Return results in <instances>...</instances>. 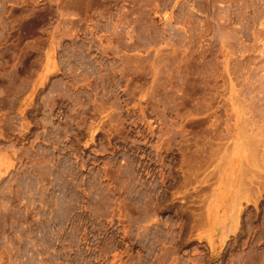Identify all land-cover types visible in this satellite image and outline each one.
<instances>
[{
	"label": "rangeland",
	"instance_id": "374dc122",
	"mask_svg": "<svg viewBox=\"0 0 264 264\" xmlns=\"http://www.w3.org/2000/svg\"><path fill=\"white\" fill-rule=\"evenodd\" d=\"M263 53L264 0H0V264H264Z\"/></svg>",
	"mask_w": 264,
	"mask_h": 264
},
{
	"label": "bare ground",
	"instance_id": "6f19581e",
	"mask_svg": "<svg viewBox=\"0 0 264 264\" xmlns=\"http://www.w3.org/2000/svg\"><path fill=\"white\" fill-rule=\"evenodd\" d=\"M263 51V50H262ZM264 54V53H263ZM263 56V55H262Z\"/></svg>",
	"mask_w": 264,
	"mask_h": 264
}]
</instances>
